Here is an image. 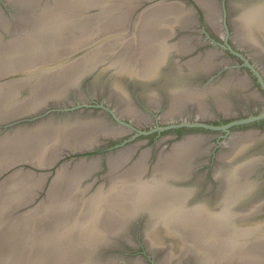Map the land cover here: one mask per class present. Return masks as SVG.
I'll list each match as a JSON object with an SVG mask.
<instances>
[{"label":"bare ground","instance_id":"obj_1","mask_svg":"<svg viewBox=\"0 0 264 264\" xmlns=\"http://www.w3.org/2000/svg\"><path fill=\"white\" fill-rule=\"evenodd\" d=\"M109 1L114 4H112L113 6H110L111 8L108 7L104 9V13L108 15V18L105 20V24H108L107 28L110 27L118 31L120 30L119 28L121 26L125 24L128 25V23L130 24L132 22L133 8H129L131 0H124L125 3H115L117 0ZM197 1L204 8L205 15L207 16L206 18H208V21L212 23L218 35L220 37H223L224 32L226 31L223 30L220 26L221 23L218 21L219 16H217L218 12H216L217 8L214 9L212 0ZM182 6H177L173 1H168V3L162 4L160 2H154L141 9V12L137 14L135 23L132 26L133 32L130 35V40L128 37L125 38V45H128L130 43V45H135L138 50L137 48L130 46V50L128 51L118 50L115 53L112 52L114 54V60L112 61L128 65V70H130V73L128 70H126L124 73L128 74L129 76L135 74L139 77L141 76L142 78V76L149 77L150 75L152 76V74H155L156 70L158 69L157 66L159 65V63H162L161 61H164L163 58L165 56V53L169 49V44L166 42L167 35L172 30H174V25H178L179 28H183L186 27L188 23H190V20H192L187 17V14L189 13L188 11H186V8H183ZM233 19L234 28L231 38L235 42V44L239 48H245L254 58L257 55L260 57V53H262L264 56V0L261 3L254 4L248 10H242V12L237 13ZM110 31L112 33L114 32L112 30ZM185 37H181V39L179 40L177 38L178 41L172 44L174 48H176L180 52H188L187 50L190 51L193 45H197L195 44V41L191 40V37L188 36L187 39ZM113 41L114 39L109 38V43H103L102 47L99 46L95 49H92L91 53L84 55L75 64L80 67V65H82L83 63L81 61L84 60L86 63L84 62L82 68L86 69V64L95 63V61H99L101 57L107 55L112 51L111 46ZM61 43L62 42L59 43L56 40L55 42H53V44H44L45 48L32 46L33 51L27 53L29 56H26V62L31 58L30 61L27 62V64L32 62L41 63L44 61V59L47 63L50 64V62H53V58L57 54H55V49L59 48L57 47V45ZM46 47L49 49H47ZM206 53L203 55V58H199L200 53L198 54L199 56H194L195 58L190 57L192 59L188 58L187 60H185L184 64L190 67L192 66V68L195 67L196 69L200 67H206L207 62H209L208 65H210V60L217 52L216 50L212 49L208 54ZM131 54H133L134 56L132 57ZM126 57L129 59H123ZM58 58L60 59V57ZM64 60L59 62L60 64L55 63V68L59 69L61 63H63L64 65L67 62ZM254 61L256 62L258 60ZM213 63H211V67ZM203 69L209 70L210 68H202L201 71ZM64 70H66V67L59 73H63ZM117 71L123 72L124 70L122 68H117ZM224 77L225 78H223L220 85L215 87L213 86L212 88L206 90L214 97L216 103L224 100L223 91L226 88L229 87L232 89H237L240 87H244L246 86L248 80L246 75L232 74L231 71ZM39 79L44 80V76H40ZM51 81L52 78L50 79V82ZM76 81L78 80L74 79L70 81L71 85L75 84ZM113 85V88H117V85L115 86V83ZM52 88L53 86L51 87L50 84L49 87L44 88L43 91L51 90ZM0 92L2 93L1 90ZM203 92L199 91V89L191 90L186 88L175 90L171 94L172 101L169 109L163 111L162 113L160 112V117L166 119H173L176 115L184 117L186 114L181 112V108L184 106L185 102L195 100L199 105H197L198 111H195L196 116H204L205 118L206 114H209V112L207 111L206 113L204 109L205 107L201 102V95ZM254 94L255 93H253V95ZM117 95L119 99L117 101L122 102V106L117 102L118 108H116L115 110L117 111L116 116H118L120 119H122V117L124 116H130V119L133 120L135 124L137 123L139 125L149 122L148 120H150L151 115H147L149 118L146 115H141L140 113L135 111L136 108L134 110L131 105L130 107H128V101L123 97L122 94ZM80 96L79 99H84ZM151 100L152 99L150 97V101ZM226 105L227 103H222L217 106V108L228 112L229 110L227 109V107H229V104L228 106ZM101 120L102 119L99 117L97 119L95 117H91L90 119L85 120H79L77 118L75 120H66L59 123L52 122L50 120L37 124L30 129L37 127L31 130V132H33L36 137H49L50 134L53 135V133H60L59 130H61V132L69 131L72 128L76 127L78 128H76L75 130L81 128V132L85 133L88 132L90 128L97 129L99 126H101ZM127 131L128 130L126 126L119 124L118 126H113L111 128L102 127L95 134V136L91 137H63L61 138L62 140L58 145H55L53 143L48 144V146L50 147V150L48 152H52L53 149H55V151L45 157L38 154L40 149L38 150L37 146L40 144V140H36V145L34 146L37 148H35L34 150V152H36L34 154V162L37 165L46 166L53 162L62 153L63 150H58L59 148L66 147L67 150L87 148L97 144L100 141V139L98 138L101 135L113 137L122 135ZM250 134L253 133L251 132ZM250 134L246 135V132L245 135L242 136H240L241 134H238V136L240 137V139H238L240 143L235 141L238 138V136H236L235 138V135V139H233V136H231L226 141L224 140L227 148L230 149H228V152L226 151V153L221 154L219 156V159L222 161H228L229 163L227 162L228 164H226V167L224 169L222 167H217L215 170L216 172L214 171V173L218 174V177L220 178L224 188L221 191V202L219 203V205L214 207L215 209L213 210H208L206 207L205 209H203L201 206H196L195 204L187 205L186 198H188L187 196L191 192L190 189H186L182 186V188L178 186L176 187L175 185L166 182V179L169 177L179 179L187 176L188 171H190V168L192 167L191 159L193 157V154L194 152H196V150H199V148H201H198V143H200L196 139V137L198 136H187L180 142L174 143L171 149L160 153L157 156V159L154 162L149 175L146 176L143 180L141 179V176L146 173L147 165H144L141 169H139V167L141 166L140 162L146 161L148 152H145L144 150L142 154H139L135 162L129 165L125 164L129 160V158H131L133 149L128 150V152H122L121 148L120 150H118V152L116 151L117 153H109L106 159L108 162L107 174L109 178H114H110V182L104 189L101 187L96 188L88 196L86 195V197H83L81 200V202L83 203L81 205H78V200L82 197L80 192L83 193V191L82 188L76 184L84 177V175L89 174V172L93 171V169L98 166L99 158H87L72 162L74 163V165L71 166V168L68 167L69 164H66L64 166L62 165V167L58 169V172L54 177L56 178V180H52L54 185V183L60 178L62 182V188L59 190H55V186L51 185V187L54 188V190H52L53 192L59 191L61 193V196L59 195V201L51 202L50 204H45L44 206L48 212L49 210H52V212L57 211L58 213V220L55 223V227L51 233H53V235L62 236L64 239H66L62 241L59 246L55 242L57 248L56 251H58V253L60 252L59 256L72 249L75 240H78V243L80 244L79 252L80 255L82 254V258H84L88 254L83 253L85 250L84 241H88L87 245L91 244L92 242L96 243L94 245L96 251V249L101 244L104 245L108 242V233L118 232V230L120 229V226L118 224L128 223L129 221L132 222L140 215L145 214L146 216V214H149L150 216L148 219H146L145 222V225L148 227V229L145 230L144 238L147 247L151 250L162 247L166 240L170 241L169 239H171L174 240L172 242L173 244H175L176 249L185 248V246L183 245L184 243H186L188 247L192 248L195 247L194 245L201 243L205 245L204 249L206 248V250H203L204 253H202V250L200 252V256L205 260V264H264V235L261 236L263 242L261 243L262 251H260L259 253H253L247 251L248 248H245V245L243 246L242 244L244 243L247 245L248 243L245 242L246 240H254L256 238L253 233V236H251V232H254L255 230L253 228H248L249 230H245L244 228L242 229L237 225L232 224H227L228 226L225 225L229 222L234 223V219L241 217V214L238 215L236 213L237 211L233 210L231 207L234 206V203L238 199H240L243 193L247 192L250 189V185H252V183H250L249 179L247 178L248 174H250V171L255 168L254 161L249 159H240L234 162L232 161L233 156H235L234 154L238 150L237 148L233 149L234 146H237V143H239L240 145L247 139L248 141L255 139L254 135ZM244 136H247V139L243 138ZM199 140L201 139L199 138ZM48 141H50V139ZM41 145H43V143ZM90 188H88V190ZM85 192H87L86 189ZM84 203H86V205H84ZM75 207H79L76 214L74 212ZM55 216L56 215H54L53 218H55ZM80 230H82L81 235ZM122 234L124 233L122 232ZM257 240L259 241L260 239ZM126 241L130 242L131 240L129 239V237H127ZM181 242L183 244H180ZM218 243H220V247L218 246ZM250 243L252 242H249V244ZM254 243H256V239ZM82 247L83 249L81 250ZM200 247L198 248L200 249ZM201 249L203 248L201 247ZM186 250V253H188V249ZM165 257L168 260L167 255H165ZM87 259L93 261V263L89 262L88 264H114L111 261H107L109 259L97 261L96 259L92 258V253H89L85 257V259L82 261V264H85ZM175 259H177L174 262L175 264H183L179 256H176ZM138 260L139 259H137L135 262L137 264H140Z\"/></svg>","mask_w":264,"mask_h":264},{"label":"rangeland","instance_id":"obj_2","mask_svg":"<svg viewBox=\"0 0 264 264\" xmlns=\"http://www.w3.org/2000/svg\"><path fill=\"white\" fill-rule=\"evenodd\" d=\"M141 1H130L129 8H133L132 22L121 26L120 30L116 31L110 27L107 28L108 24H105L108 15L104 13V9L114 4L109 0H0L2 4V6L0 5V90L2 91V93L0 92V118L14 117L18 113L26 112L39 104L45 103V100L47 101L49 98L61 97L67 91L68 98L74 97L77 99L80 95L84 99L92 98L91 94L96 86H91L89 80L81 78L78 83H75L76 86H73L74 84L71 85L70 81L74 79L78 80L81 76H89L93 72H99L100 68L98 67L89 74L87 73L91 67L100 62L105 61L106 64L109 63L116 68H122L123 72L128 70V65L112 61L114 60L113 53L118 50L128 51L130 50V46L135 47V45H130V43L125 45V38L128 37L130 40V35L133 32L132 26L135 23L137 14L141 12L138 10V3ZM115 3L125 2L124 0H117ZM110 30L114 32L112 33ZM109 38L114 39L110 53L104 55L99 61H95V63L86 64V69L82 68L84 60L81 61L83 62L80 65L81 68L75 64L84 55L91 53L92 49L99 46L102 47L103 43H109ZM56 40L62 43L57 45L58 49H55V54H57L53 58V62L49 64L44 59L41 63L32 62L27 64L31 58L29 57L30 59L26 62V56H29L27 53L33 51L32 46L45 48L44 44H53ZM233 43L235 44L234 41ZM208 52L205 53L208 54ZM246 53L249 57H253L248 51ZM131 56L133 57L134 55L131 54ZM260 56L264 58L262 53H260ZM230 57L232 58L230 63H236L234 62V60L236 61L235 57L231 54ZM62 60L67 62L64 65L61 63L60 68L56 69L54 64H60L59 62ZM257 65H261L262 72H264V64L258 63ZM65 67L66 70L63 73H59ZM128 71L130 73V70ZM246 72L250 73V70ZM40 76H44V80L39 79ZM124 76L126 77L122 79V86L118 85L113 79L115 86L117 85L118 88H113L114 85L112 86L115 89L113 98L108 97L106 98L107 101L104 98L106 102L109 100L113 101L115 110L118 108L117 102L122 106V102L117 101L119 100L117 94H122L127 101L129 99L128 96L123 94L127 93L123 92V89L126 91L130 90L129 75ZM51 78L52 81L50 82ZM50 84L53 88L43 91ZM99 87L101 86L99 85ZM76 88L78 89L75 90ZM73 90H75V94L71 95V91ZM245 94L249 93L246 92ZM127 105L130 107L129 101ZM91 107L87 106L82 111L80 108L56 111L50 117L45 116L41 118L42 120L38 119V123L34 124L35 126L46 122L47 120L43 119L48 118H52L53 120L51 121L57 123L77 118L79 120L90 119L91 117L102 119L101 126L97 129L90 128L85 133L81 132V128L75 130L78 128L76 127L69 131H63L64 133L59 130L60 133L50 134L49 137H36L31 130L37 127L30 129L33 126L22 127L12 132L0 133V264H82V261L89 253H92V258L97 261L109 259L107 261H111L114 264H133L137 260V258H131V260L130 254L122 251L118 254L106 252L107 249L114 248L116 245H119L120 249H130V242L125 241L127 237H130V221L118 224L120 226L118 232L108 233V242L104 245L101 244L96 251L94 248L96 243L92 242L87 245L88 241H84L85 250L83 253H88L84 258H82V254L80 255L78 240H75L72 249L59 256L60 252L56 251L55 242L59 246L66 239L51 233L58 220V213L57 211L52 212V210L48 212L44 207L45 204L59 201L61 196L59 191L53 192L54 188L51 187L53 181L56 180L54 178L56 175H50L45 181L43 175L28 169V164L35 163L34 154L36 152L34 150L37 147L38 150L40 149L38 154L45 157L55 151L53 149L52 152H48L50 150L49 143L58 145L63 137H91L95 136L102 127H113L107 125L105 113H102L100 108L93 107L91 109ZM126 118L130 119V116H126ZM142 129L145 130L144 128ZM128 136H130V133L123 137L126 138ZM147 136L138 135L135 140H141ZM49 139L50 141H48ZM36 140H40V144L37 147L34 146L36 145ZM42 143L43 145H41ZM139 147L137 151L134 150L133 152L132 150L133 155L125 165L135 162L139 154H142L141 151L144 149V146L140 145ZM65 148H59L58 150ZM128 150L130 148L123 147L121 151L128 152ZM99 163L93 171L84 175L76 184L83 191V193L80 192L82 197L79 198L78 205L83 203L81 202L83 197L88 196L96 188L101 187L104 189L110 182V178H114L108 177L107 160ZM140 164L139 169L145 165V162H140ZM73 165L74 163H70L68 167L71 168ZM20 166L24 167L21 168ZM145 177L146 175L143 174L141 179L143 180ZM61 183V179L59 178L53 185L55 186V190L62 188ZM88 188L90 189L88 190ZM85 189L87 192H85ZM78 209L79 207L74 208L75 214ZM54 215H56L55 218H53ZM149 216V214H146V219ZM142 228L143 230L148 229L145 225ZM80 232L81 235L82 230ZM89 262L93 263L92 260L87 259L85 264ZM138 262L142 264L143 261L139 259ZM134 264L137 263L135 262Z\"/></svg>","mask_w":264,"mask_h":264},{"label":"flooded vegetation","instance_id":"obj_3","mask_svg":"<svg viewBox=\"0 0 264 264\" xmlns=\"http://www.w3.org/2000/svg\"><path fill=\"white\" fill-rule=\"evenodd\" d=\"M168 1H173L179 6L183 5L182 7L186 8V11L190 14H187V17L192 20H190V23L183 28L174 25V30L167 35L166 42L169 44V49L167 48L168 50L163 58L164 61H161L162 63H159L157 66L158 69L156 68V73L152 74V76L150 75V78L148 76H142L141 78V76L139 77L135 74L128 76L130 90L126 91L123 89V92H127L123 94L129 97L128 101L131 107L134 108V110L136 108L135 111L141 115H151L150 120H148V123H142L141 125L136 123V125L135 122L130 119V130L129 127L126 126L128 131L121 136L119 135L115 138L112 136L100 138L102 143L95 152L102 153V157L99 159L101 163L106 161L107 153L109 151L116 152L121 148L123 149V147H126L133 149L134 152V150H139L140 145H143L145 149H142L141 152L144 150L145 152H148L145 161V165H147L145 175L148 176L151 167L161 152L171 149L174 143L180 142L187 136H198L201 139L199 140V138L196 137L200 142L198 143V148L201 147L202 149L199 148V150L194 152L191 159L192 167L190 168V171H188L187 176H185L186 178L178 179L169 177L166 179V182L175 185L176 187L190 189L191 192L187 196L188 198H186L187 205L195 204L196 206H201L203 209L206 207L208 210H213L215 209L214 207L221 202V191L224 188L218 174L214 173V171L217 167H222L224 169L226 164L229 163L228 161H222L219 159L221 154L226 153V151L228 152V149H230L227 148L225 141L231 136L235 139L238 134H241L240 136H242L245 135V132L246 135L252 132L253 134L250 135H254L255 139L248 141L247 136H244L243 138H246L247 140L242 143L243 145H239L240 142L238 139H240V137L238 136L235 141L239 143L236 144L235 142L237 146H234V148L232 147L233 149H238L234 154L235 156L232 158L233 162L240 159L253 160L255 168L250 171L247 178L249 179V182L252 183L249 187L250 189L243 193L241 198L234 203L233 207H231L233 210L237 211L236 213L238 215L241 214L240 216L242 218L238 217L234 219L235 224L229 222L225 225H237L239 228H244L245 230L253 228L255 231L251 232V236H253V234L256 236L255 239L257 244L254 243L255 239H248L245 241L248 244L246 245L243 243L242 245H245L244 247L248 248L247 251L259 253L262 251L261 243H263L261 236L264 235V233H262L264 232V116L250 122L228 126L226 129H224L223 126L234 119L246 118L250 115H257L264 112V86L260 84L257 75L249 66H247V63L243 59L246 58L250 64L254 65L264 81V72H262L261 65H257L258 63L264 64V58L261 56L260 58L255 56L254 59L249 57L246 53L247 51L236 46L231 39L234 28V16L237 13L242 12V10H248L256 3H261L263 0H212L214 9L217 8L216 12H218L217 16H219L218 21L221 23L220 26L226 31L224 32L223 37H220L217 34L212 23L206 18L207 16L205 15L203 7L197 0H142L138 3V10L143 9L154 2L168 3ZM180 36L182 38L186 36V39L188 36L191 37V40L195 41V44L197 45H193L194 48L192 46L193 49L191 48L192 50L190 49V51L187 50L188 52L178 51L172 44L181 39ZM224 38H226L227 42L224 41ZM227 43L233 50L237 51L242 56L234 54L232 50L228 48ZM212 49L216 50L218 54L215 53V56L213 55L212 59H209L210 65H208L209 62H207L206 67L210 68L209 70L206 67H202L207 70L203 69L201 71V67L196 69L195 67L192 68V66L190 67L184 64L185 60L190 57L195 58L200 55L199 58H203L204 53ZM230 54L235 57L236 61L234 60V62L236 63H230L232 60ZM254 60L258 61L255 62ZM211 63L214 64H212L213 68L211 67ZM247 70H250V73L246 72ZM230 71L232 74L246 75L248 79L246 86L237 89L226 88L223 91L224 100L216 103L214 97L206 90L213 86L220 85L223 78H225L224 76ZM114 77L115 76L111 74L110 71L103 72L101 70H99V72L90 73L89 76L86 75V77H84L91 82V86H96L94 91L92 90V98H86L85 101L89 106H92L91 109L93 107L100 108L102 113H105V122L108 123V126L119 125V122L113 115L114 112L116 113L113 101L109 100L108 103L104 100L105 97L113 98L115 92V89L112 88ZM99 85L101 87H99ZM180 88L191 90L199 89L201 92L205 91L201 95V102L205 107L204 109L206 113L207 111L209 112V114L207 113L208 115L206 114L207 117L196 116L195 113L198 111L199 105L195 100L185 102L184 106L181 108V112L186 114L184 116L185 118L179 115H176L174 117L175 119L160 117V114L169 109L171 105V94ZM77 89L78 88L75 90ZM75 90L71 91V95L75 94ZM246 92L249 94H245ZM253 93L255 94L253 95ZM149 96L151 97L152 102L150 101ZM222 103H227L226 106L229 104V107H227L229 110L228 112L217 108V106ZM86 107L87 106L80 108L81 111ZM123 118L127 119L126 116ZM189 123H200L201 125H188ZM202 124H206V126ZM142 128L147 130L148 133H139L138 130H143ZM129 133L130 136L126 138L123 137ZM150 134H152V136L149 137ZM138 135L148 136L141 140H135ZM146 218L147 217L144 214L135 218L136 221L133 220L130 222V249H120L119 245H116L114 248L107 249L106 252L118 254L122 251L126 254H130V259H141L144 262L142 264H175L174 262L177 260L175 259L176 256H179L183 264H205V260L200 256L201 250L202 253H204L203 250H206V248L204 249L205 245L202 243L194 245V250V248L188 247L186 243L183 244L181 242L180 244H183L185 248L176 249L175 244L172 242L174 240L169 239L170 241L166 240L162 247L152 249L153 251L149 249L144 238L145 230L142 228V226L145 225ZM257 239L260 240L258 241ZM249 242L252 243L249 244ZM219 244L220 243H218V246ZM199 245L203 249H201ZM198 247H200V249ZM186 249H188V253H186ZM165 255H167L168 260Z\"/></svg>","mask_w":264,"mask_h":264},{"label":"water","instance_id":"obj_4","mask_svg":"<svg viewBox=\"0 0 264 264\" xmlns=\"http://www.w3.org/2000/svg\"><path fill=\"white\" fill-rule=\"evenodd\" d=\"M0 5L2 6L1 3H0ZM224 41L227 42L226 38H224ZM227 45H228V43H227ZM228 48H230L234 54L241 55L237 51L233 50L229 45H228ZM243 59L247 63V66H249L251 68V70L257 75L260 84L262 86H264V81H263L262 76H260L259 71L254 67V65L250 64L246 58H243ZM98 67L103 72L110 71V73L115 76L114 80L120 86L123 85L122 79L124 77H126L124 75H128L124 72H120V71L118 72L116 67H114L113 65H111L109 63L106 64L105 61L100 62V63L96 64L95 66L91 67L87 71V73L89 74L90 72L94 71ZM84 77H86V76L79 77L78 81ZM78 81H76L75 83H78ZM73 86H76V84H74ZM67 94H68V91L66 93L64 92V94L61 97L49 98V99H47V101L45 103H42L41 105H39L37 107L31 108L26 112L18 113L14 117H7V118L2 117V118H0V133L12 132L13 130H16V129H19L22 127L34 126V124L38 123V119L44 118L45 116L50 117L52 115V113H54L56 111L74 110L75 108H81L84 106H89V104L85 102L86 98L85 99L68 98ZM51 105H52V108H51ZM113 115H114L115 119L119 122L120 125L127 126V127H129V130H130V119L129 118H128V120H125L123 117H122V119H120L118 116H116L115 112L113 113ZM262 116H264V112H261L257 115H250L246 118L234 119V120L228 122L227 124H225L223 126V128L226 129L228 126H231V125L250 122V121L258 119ZM43 120L49 121V120H53V119L48 118V119H43ZM188 125H201V124L200 123H189ZM202 125L206 126V124H202ZM159 128H161V127H159ZM138 132L141 134L148 133L147 130H140V129L138 130ZM117 136H119V135H117ZM103 137H107V136H101V138H103ZM113 137L115 138L116 136H113ZM101 143H102V141L100 139V141L97 144H95L94 146H91V147L82 148V149H73V150H71V149L67 150V148H65V149H63L62 153L53 162H51L49 165L43 166V165H37L35 163H30V164H28L29 165L28 169L32 172L43 174L44 179L46 181L50 175L54 174V176H55L58 172V169L61 168L62 165L64 166L66 164H70L72 162H75V161H78L81 159H87V158H94L95 157V158L100 159L102 157V153L101 152L96 153L95 150L99 147V145ZM109 153H113V151H109L107 153V155ZM20 167L23 168L24 166H20Z\"/></svg>","mask_w":264,"mask_h":264}]
</instances>
